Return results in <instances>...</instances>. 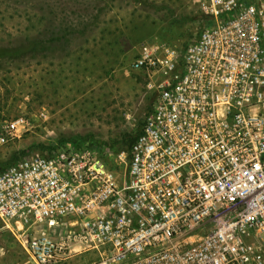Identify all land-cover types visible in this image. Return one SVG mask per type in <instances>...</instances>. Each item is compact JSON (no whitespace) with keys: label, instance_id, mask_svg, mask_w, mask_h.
<instances>
[{"label":"built area","instance_id":"built-area-1","mask_svg":"<svg viewBox=\"0 0 264 264\" xmlns=\"http://www.w3.org/2000/svg\"><path fill=\"white\" fill-rule=\"evenodd\" d=\"M193 2L195 40L144 41L129 65L152 102L120 173L89 145L0 172V221L19 224L32 264L82 251L91 264H264V0ZM27 127L0 125V146Z\"/></svg>","mask_w":264,"mask_h":264},{"label":"rangeland","instance_id":"rangeland-1","mask_svg":"<svg viewBox=\"0 0 264 264\" xmlns=\"http://www.w3.org/2000/svg\"><path fill=\"white\" fill-rule=\"evenodd\" d=\"M203 27L193 0H0V125L28 122L0 146V172L24 156L89 145L120 173L152 102L146 77L129 66L140 44L181 52ZM16 229L0 221L1 262L32 264ZM95 260L82 251L64 264Z\"/></svg>","mask_w":264,"mask_h":264},{"label":"crops","instance_id":"crops-1","mask_svg":"<svg viewBox=\"0 0 264 264\" xmlns=\"http://www.w3.org/2000/svg\"><path fill=\"white\" fill-rule=\"evenodd\" d=\"M2 259H3V253H2V247L0 246V264H2V262H1Z\"/></svg>","mask_w":264,"mask_h":264},{"label":"trees","instance_id":"trees-1","mask_svg":"<svg viewBox=\"0 0 264 264\" xmlns=\"http://www.w3.org/2000/svg\"><path fill=\"white\" fill-rule=\"evenodd\" d=\"M133 141V140H132ZM132 141H131V143H132ZM130 146H131V144H130Z\"/></svg>","mask_w":264,"mask_h":264}]
</instances>
